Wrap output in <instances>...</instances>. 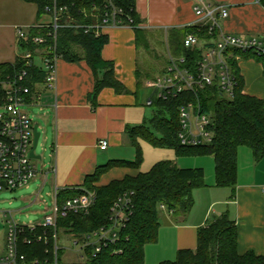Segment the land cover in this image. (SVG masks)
Listing matches in <instances>:
<instances>
[{"label": "trees", "instance_id": "16d2710c", "mask_svg": "<svg viewBox=\"0 0 264 264\" xmlns=\"http://www.w3.org/2000/svg\"><path fill=\"white\" fill-rule=\"evenodd\" d=\"M23 1L37 6V23L46 15V7H51L54 3V0ZM136 1L117 0L132 15L135 23L140 24L142 21L136 13ZM58 2L59 6H70L73 17L80 22L95 23L96 19L91 17V6L93 3H99V0ZM262 6L264 8V3ZM80 7H84L86 17L79 13ZM133 29L138 37L147 31L145 28ZM188 34H197L201 38L209 37L207 30L197 27L172 28L167 32L168 50L174 56H187L189 65H195L201 51H189L185 48L184 40ZM108 40L105 34L97 37L81 29L66 28L59 31L58 49L62 58L69 61L86 60L95 75L94 90L88 95V100L93 105L105 88H111L118 94L129 93L126 86L116 78L114 63L102 57ZM19 49L33 50L34 47L21 42ZM235 56H240L242 60L253 59L264 65V57L253 52L235 51ZM230 64L238 81L232 99L222 98L213 87L199 91L196 95L183 93L168 99H158L152 94V105L149 106L154 110L152 117L127 130L131 144L136 150L135 160L110 161L88 175L79 189L60 192L59 196L62 198L82 195L84 191L96 194V202L87 214L70 215L59 220L58 230L63 229L65 233L68 232L77 238L108 227L114 204L125 193H132L128 220L120 231L119 240L105 246L96 256H93L91 249H87V264H145L146 246L158 241L164 211L161 207L172 213L173 219H183L194 206V191L206 186L203 169H181L173 159L160 161L147 172L140 171L143 162L142 142L155 148L172 149L177 157L213 156L216 186L233 190L237 186L239 149H250L256 162L264 159V99L244 92L245 80L239 67L240 60L233 57ZM24 67L20 56L13 63L0 64V80H5ZM27 71V79L23 85L36 92L37 85L43 83L45 75L35 67L27 68ZM186 101L196 105L199 103L202 112L212 116L215 122L212 143L200 146L180 144L179 107ZM113 168L135 170L137 173L107 185H100L103 175ZM52 235L51 229L43 227H37L34 231L24 229L19 242L20 255L28 261L37 259L40 264H54L55 246ZM59 262L58 252V264ZM160 264H264V257L252 251L240 254L238 227L228 213H224L198 229L196 250H181L174 261Z\"/></svg>", "mask_w": 264, "mask_h": 264}, {"label": "crops", "instance_id": "0c3cea01", "mask_svg": "<svg viewBox=\"0 0 264 264\" xmlns=\"http://www.w3.org/2000/svg\"><path fill=\"white\" fill-rule=\"evenodd\" d=\"M212 1L232 4L229 17L221 23L223 32L264 34L261 5L253 0ZM37 13L35 4L0 0V64L13 63L21 55L17 29L35 26ZM136 13L146 30L161 29L165 33L172 28L189 27L196 21L188 0H137ZM104 34L109 40L102 57L114 63L116 78L129 93L118 94L105 88L93 105L88 95L94 90L95 75L84 59L62 58L57 63L55 91H48L43 85L37 87L41 107L46 110L42 118L53 139L50 159L38 176L44 183L52 177L54 190L79 189L98 167L110 161L132 162L136 158L127 130L147 119L145 105L152 96L147 99L140 85L141 38L128 26L110 28ZM166 54L167 50L164 61ZM239 67L245 80L244 92L264 99V66L250 59L240 61ZM101 141L108 142L107 149L100 148ZM144 145L147 150L148 145ZM209 157L207 166H200L199 159L177 157L176 163L181 169H203L206 186L194 191V206L183 219H173L172 213L164 209L158 241L145 248V264L174 261L179 251L196 250L198 229L224 213H228L238 227L240 254L252 251L264 257V159L256 162L250 149L240 148L237 186L233 190L216 186L215 159ZM136 173L135 170L113 168L103 175L99 184L107 185Z\"/></svg>", "mask_w": 264, "mask_h": 264}, {"label": "built area", "instance_id": "2783aa9c", "mask_svg": "<svg viewBox=\"0 0 264 264\" xmlns=\"http://www.w3.org/2000/svg\"><path fill=\"white\" fill-rule=\"evenodd\" d=\"M192 3L196 21L189 27L207 30L208 38H201L197 34H188L184 46L189 51L200 50L201 56L195 65H189L185 55L174 56L167 46L165 65L155 77L153 95L158 99H168L183 93H193L215 88L222 98L232 99L238 81L232 70L230 60L235 51L253 52L264 57V34L246 35L226 33L221 23L229 17L232 4L229 2H213L212 0H188ZM257 5L264 0H253ZM54 0L51 7H46L45 16L48 22H39L32 27L17 29L18 43H27L34 49L21 51L20 58L25 67L5 80H0V192L16 190L28 186L40 173L38 166L32 161L30 152L34 143L33 119L25 107L34 105L41 99V94L32 91L31 87L23 85L27 79V68L35 67L45 75L41 85L48 91L57 89V63L62 59L58 49L59 31L70 28L93 33L95 36L104 34L110 28L138 27L146 28L143 23L137 24L117 0H99L91 6V17L95 23L84 24L75 19L71 7L58 5ZM84 7L78 9L80 14L87 16ZM128 21V23H127ZM39 85H37L38 87ZM198 98V96H197ZM152 105L149 99L147 106ZM181 130L178 134L183 146H200L212 143L215 122L211 115L203 113L201 105L186 101L179 107ZM108 142L101 141L100 148L107 149ZM61 190L55 189L52 196V206L46 205L41 221L32 224H18L14 219L7 221L6 237L3 251L0 253V264H40L37 259L28 261L19 253L21 233L28 228L32 231L37 227L51 229L55 246V262L58 264V223L61 218L70 215H85L96 202V194L84 191L82 195L71 198L60 197ZM132 193L122 195L112 208L111 223L88 235L75 239V246H80L84 253L91 249L93 256L99 254L109 244L116 243L120 231L128 220V211L131 207ZM162 209H165L163 206ZM7 217V213H3ZM92 237L96 241L91 243ZM85 257V256H84Z\"/></svg>", "mask_w": 264, "mask_h": 264}, {"label": "rangeland", "instance_id": "374dc122", "mask_svg": "<svg viewBox=\"0 0 264 264\" xmlns=\"http://www.w3.org/2000/svg\"><path fill=\"white\" fill-rule=\"evenodd\" d=\"M263 5V4H262ZM263 7V6H262ZM50 18L43 16L41 22H48ZM148 31V32H147ZM140 35L141 42L139 47V69L142 91L148 99L153 94L151 86L154 83L155 77L161 72L162 66L165 65L164 57L167 50V33L165 30H147ZM19 52V50H18ZM21 51L19 52V54ZM162 56V57H161ZM166 56V55H165ZM242 61V59H240ZM260 63V62H259ZM263 65V63H260ZM264 66V65H263ZM148 73V76H147ZM41 100H36L34 105L25 107L27 113L31 116L34 124L40 126V131L44 132V136L39 142L36 149V155L42 156L43 161L32 159L41 171L44 165L49 161L51 154L52 137L50 129L45 126L42 116L45 111L40 104ZM148 114L147 119L153 115V108L145 105ZM145 143H141L143 151V162L141 164V171H149L156 163L163 160H177L175 151L172 149H160L148 145L145 150ZM144 146V147H143ZM242 150V149H241ZM243 151H247L243 149ZM199 159L200 166H207L210 163L209 156L191 157V160ZM207 164V165H206ZM53 182L50 177L45 183L41 176L36 177L30 182L28 186L16 190H4L0 192V253L3 251L4 239L7 231V221L14 219L18 224L37 223L42 220L45 212H47L46 205L52 206L53 202ZM7 213V217L3 213ZM63 229L58 230V244H59V264H87V254L80 250V246H75L74 236L70 233H65ZM74 237H72V236ZM96 238L92 237L91 243L95 242ZM85 256V257H84Z\"/></svg>", "mask_w": 264, "mask_h": 264}, {"label": "water", "instance_id": "95a60500", "mask_svg": "<svg viewBox=\"0 0 264 264\" xmlns=\"http://www.w3.org/2000/svg\"><path fill=\"white\" fill-rule=\"evenodd\" d=\"M43 136H44V132L40 131L39 126H35V128H34V143H33V148L30 152V156H31V158L37 159L39 161H43V157L36 155V149L38 148L39 142Z\"/></svg>", "mask_w": 264, "mask_h": 264}]
</instances>
